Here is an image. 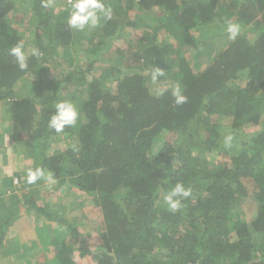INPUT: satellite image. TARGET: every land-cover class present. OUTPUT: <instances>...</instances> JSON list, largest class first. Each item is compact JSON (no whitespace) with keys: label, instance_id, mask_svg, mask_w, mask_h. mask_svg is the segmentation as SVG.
<instances>
[{"label":"trees","instance_id":"16d2710c","mask_svg":"<svg viewBox=\"0 0 264 264\" xmlns=\"http://www.w3.org/2000/svg\"><path fill=\"white\" fill-rule=\"evenodd\" d=\"M50 1L0 0V104L11 101L6 131L14 149L11 164L1 168L4 178L0 174L3 223L21 228L26 239L42 216L52 242L73 253L65 264H264V0H115L120 6L112 18L87 29L77 43L67 23L69 5L59 0L63 9L56 12ZM31 8L38 22L34 38L25 25L11 24ZM131 10L140 14L139 23L128 19ZM227 21L241 25L235 41L227 37ZM137 33L152 39L148 60L131 45L118 47L123 34ZM20 41L26 70L9 54ZM69 46L92 55L76 59L72 69L50 71L46 62L60 66V51ZM99 54L112 62L108 79L92 74L103 60ZM157 67L164 75L154 84ZM169 80L171 88L159 90ZM176 85L188 98L182 105L171 94ZM63 100L76 105L79 119L56 133L48 122ZM214 115L231 125L211 126ZM229 133L234 139L225 148ZM59 141L64 148L48 155ZM27 158L55 179L43 200L14 172L20 164L29 169ZM177 182L192 195L173 212L163 197ZM64 189V199L79 195V222L49 211ZM37 251L45 257L33 253L24 263L49 264L51 245Z\"/></svg>","mask_w":264,"mask_h":264},{"label":"rangeland","instance_id":"374dc122","mask_svg":"<svg viewBox=\"0 0 264 264\" xmlns=\"http://www.w3.org/2000/svg\"><path fill=\"white\" fill-rule=\"evenodd\" d=\"M64 1V3H66V5H69L68 0H62ZM62 1L59 0H51L50 3L55 5L57 7L56 12H58L60 9H63V5L61 4ZM19 2L23 3V6L27 5L25 4V0H19ZM18 2V3H19ZM29 3V2H28ZM105 3L110 5L112 7V9H116L118 8L120 5L115 1V0H105ZM20 6V5H19ZM124 6V5H123ZM69 8V7H68ZM125 10V8H123ZM140 18V14L138 15V13L136 12V10H131L130 12V17H128V19L132 20V21H138V19ZM37 20L36 18H34L32 16V8L29 9L27 12L25 11L22 15H18L16 17H14V19L11 21V24L15 27V28H21L22 25H25V28L28 31H31V34H33V38L35 35V31H36V25H37ZM139 23V22H137ZM87 28L84 31H74V38L76 43L78 41H82L85 38V34H86ZM89 38H92L94 35V32L89 33ZM146 36L145 33H137L136 34H123V36L121 37V42L118 43V47H122L125 48L127 45H131L133 48H137L140 49L141 51L144 52V57H142V60H148L149 54L147 52H145L147 50V48L149 47V45L152 43V39L151 38H144ZM198 36L195 35V37ZM94 38V37H93ZM92 38V39H93ZM199 38V37H198ZM35 39H32V41L34 42ZM177 40L178 43L183 44L184 40L183 37L181 35H177ZM100 40H98V38L94 39L93 44H97L99 43ZM216 42V40H215ZM198 43L200 44V39H198ZM217 43V42H216ZM198 44V45H199ZM201 45V44H200ZM91 51V50H89ZM87 49H83V47H71L69 46L68 48H66L63 51H60V58L63 59V62H60V66L58 65V60H55L54 62L52 60H48L46 62V64L48 65V67L50 68V71L55 72V70H60V71H66L67 69H72L75 65L76 59H79L81 61L83 60H87L89 57H91V53L89 52ZM108 52V51H107ZM190 52L192 55L195 54V50L190 49ZM105 53V52H103ZM101 59H103V55L100 56V54L97 56ZM129 57V56H128ZM128 57L125 60H128ZM93 58V57H92ZM65 65V66H64ZM112 67V62H108L107 60H102V62L100 61L99 63L96 64V66L93 68V76L94 77H102L103 73L104 76L106 77V79H108L110 77L109 71L107 69H110ZM149 71V70H148ZM107 74V75H106ZM104 79V81L106 80ZM172 86V80H169L167 82H160L159 83V90L162 89H167V88H171ZM107 87H109L107 85ZM111 87V86H110ZM16 91L18 92V94L20 95V97L24 96V94L26 93V90L24 88V84L19 83V85H17L16 87ZM18 97V98H20ZM11 101H7L3 104H0V174L2 175V177L4 178V169L1 168H5L6 166L10 165V159L8 160L9 156H11V153L13 154L14 149L12 148V141L10 138V133H8L6 131L7 127H9V120L11 119V113L9 112V108H8V104ZM213 120V123L211 126L213 125H220L223 128H228V126L231 125V119L228 117H223L221 118V116L219 115H214L211 117ZM220 134H224V132L220 131ZM26 139V137H22L21 141L24 142ZM165 139L168 140L171 144H179L180 146L182 145L183 142L181 141H177L175 140V136L173 135H169V134H165ZM61 140V139H60ZM185 139L183 138V141ZM77 141H75L73 144L75 145ZM58 147H60V149L64 148V145L61 141L53 144L52 147H50V149L47 151V154L50 155L52 154L55 149H57ZM21 155L23 158H25V153H26V148H22L21 150ZM26 159V158H25ZM34 159L31 158H27V162L29 164V166L27 168H32L34 169L35 167V163H34ZM8 163V164H7ZM19 169H17L18 171H14L15 173H18L21 175L23 174L24 176H22L24 178V180H26V171L27 169L25 165L20 164L19 165ZM36 168V167H35ZM3 173V174H2ZM6 174V173H5ZM17 176H14V179L12 181V185L14 186V188L19 192L21 190V184L20 181L16 182ZM25 185V183H23ZM35 190L39 189L38 195L39 198L43 200V194H45L47 191H49V185L48 182L46 181H37L35 184L31 185ZM68 190L64 189L61 196H59L57 199H53L50 207H49V211L51 212V214H54L56 216L59 215H64L68 220L71 221H76L82 218L84 209L81 206H77L78 208H75L76 205L79 202V195L75 196V194H70L67 196L66 199H64V196L67 193ZM10 193V192H9ZM39 200V201H42ZM72 202V206L69 202ZM3 200L2 198H0V242H2V244L0 243V264H25L24 261L27 257H31V255L34 253H36L35 257H38L37 254V247H45L46 245H51V252H50V256H48L47 260H50L49 264H65L64 259H72L71 256H73V253L71 251H69L67 249V247L63 246V243L60 244L57 242L56 239L53 240L52 242V237H54L53 235V231L51 230V227L44 221V218L42 216L37 215L36 212H34V215H37V218L35 220V226L33 225L32 229L34 230V233H28L26 234L27 238L25 239V236L21 235V232L19 231V229L21 228H17V226H14L12 224L7 225V221L5 223H3L2 218L5 219L3 217V213L2 211L5 210V206L3 205ZM7 205V204H6ZM8 209H10L9 207H7ZM7 209V210H8ZM18 218H22L23 214H18L17 215ZM7 220V219H5ZM4 220V221H5ZM87 220V217H86ZM20 223V221H19ZM8 226V227H6ZM97 233V230H96ZM7 234V236H6ZM45 234V235H43ZM49 234H52L51 237H49ZM36 239V240H34ZM26 241V242H25ZM28 242H31V244H28ZM36 243V244H35ZM35 244V245H34ZM30 246H33V249L31 250ZM40 258H44L45 257V253H41L39 254ZM74 257V256H73ZM26 262V261H25ZM56 262V263H55ZM27 263V262H26ZM67 264H68V260H67Z\"/></svg>","mask_w":264,"mask_h":264},{"label":"clouds","instance_id":"9594fccd","mask_svg":"<svg viewBox=\"0 0 264 264\" xmlns=\"http://www.w3.org/2000/svg\"><path fill=\"white\" fill-rule=\"evenodd\" d=\"M69 16L67 19L68 26L77 31H84L86 28H96L100 25L101 20H109L112 18L113 9L105 3V0H68ZM47 7V3L44 4ZM225 31L227 37L231 41H235L241 34V25L231 21L226 22ZM9 54L15 58L20 70L28 68L27 54L24 51V43L20 41L16 46L9 50ZM40 53L33 50L32 55L38 56ZM164 75V70L160 67L153 69L151 80L155 84L159 77ZM162 94V91L159 93ZM176 105H182L187 102V96L184 95V90L176 85L171 92ZM54 113L48 122V127L56 133H62L66 126H75L79 119V111L74 103L63 100L54 105ZM233 135L228 134L224 137L223 143L225 148H230L233 142ZM38 180H46L54 184L55 179L51 172L45 173L42 167L35 169L29 168L26 171V183L29 185L35 184ZM192 195V189L185 187L182 182H177L174 187L164 197V203L170 210L175 212L182 206V200H185Z\"/></svg>","mask_w":264,"mask_h":264},{"label":"built area","instance_id":"2783aa9c","mask_svg":"<svg viewBox=\"0 0 264 264\" xmlns=\"http://www.w3.org/2000/svg\"><path fill=\"white\" fill-rule=\"evenodd\" d=\"M16 182H18V180H16Z\"/></svg>","mask_w":264,"mask_h":264}]
</instances>
